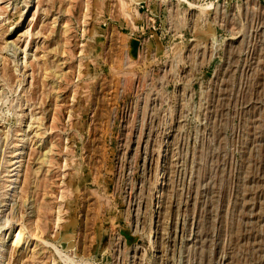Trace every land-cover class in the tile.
<instances>
[{
    "label": "rangeland",
    "instance_id": "374dc122",
    "mask_svg": "<svg viewBox=\"0 0 264 264\" xmlns=\"http://www.w3.org/2000/svg\"><path fill=\"white\" fill-rule=\"evenodd\" d=\"M0 264H264V0H0Z\"/></svg>",
    "mask_w": 264,
    "mask_h": 264
},
{
    "label": "water",
    "instance_id": "95a60500",
    "mask_svg": "<svg viewBox=\"0 0 264 264\" xmlns=\"http://www.w3.org/2000/svg\"><path fill=\"white\" fill-rule=\"evenodd\" d=\"M137 43H138V40H136V39H133V45H134V46H136V45H137Z\"/></svg>",
    "mask_w": 264,
    "mask_h": 264
}]
</instances>
